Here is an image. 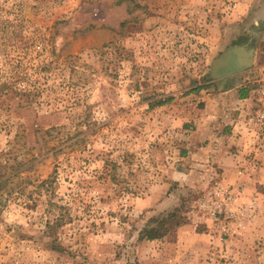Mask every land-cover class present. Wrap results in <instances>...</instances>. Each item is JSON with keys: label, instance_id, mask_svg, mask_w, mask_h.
Masks as SVG:
<instances>
[{"label": "rangeland", "instance_id": "rangeland-1", "mask_svg": "<svg viewBox=\"0 0 264 264\" xmlns=\"http://www.w3.org/2000/svg\"><path fill=\"white\" fill-rule=\"evenodd\" d=\"M250 38L264 0H0V264H264V148L241 125L248 165L193 158L212 62Z\"/></svg>", "mask_w": 264, "mask_h": 264}, {"label": "crops", "instance_id": "crops-1", "mask_svg": "<svg viewBox=\"0 0 264 264\" xmlns=\"http://www.w3.org/2000/svg\"><path fill=\"white\" fill-rule=\"evenodd\" d=\"M253 41V38H250L249 44H236L233 41V44L222 51L224 53L236 46L245 47V52L240 51L238 54H233L239 60L236 68L239 67L241 70L239 69L238 72L235 68L231 71L229 67L224 66L216 73L221 76H217L210 69L213 84L220 88L215 100L217 103L213 102V106L208 103L201 118L196 120L198 143L193 158L200 161V158L203 157L202 161L207 162L223 178L230 175L232 171L234 172L238 166L248 165L244 156L248 151L254 150V148L246 150L242 146L243 136L248 135L240 128L241 118H244L254 108V92L246 85L250 84V81L246 83L247 80L241 77L246 73L249 80L255 78L256 68L254 66L259 63L262 56V46H251ZM250 49L255 50L254 57L252 65L246 68L244 64L249 61L248 51ZM253 70L255 71L253 72ZM250 161L255 162L251 159Z\"/></svg>", "mask_w": 264, "mask_h": 264}, {"label": "built area", "instance_id": "built-area-1", "mask_svg": "<svg viewBox=\"0 0 264 264\" xmlns=\"http://www.w3.org/2000/svg\"><path fill=\"white\" fill-rule=\"evenodd\" d=\"M255 68L256 77L252 81L255 105L249 114L241 118V125L248 134L252 133L251 144L253 146L259 144V147L264 148L259 143L264 140V42L262 56ZM236 198V194L230 188L220 187L215 190L214 195L200 205L201 210L206 212L204 216L209 214L215 220L221 240L229 231V223L236 217L237 208H234Z\"/></svg>", "mask_w": 264, "mask_h": 264}, {"label": "trees", "instance_id": "trees-1", "mask_svg": "<svg viewBox=\"0 0 264 264\" xmlns=\"http://www.w3.org/2000/svg\"><path fill=\"white\" fill-rule=\"evenodd\" d=\"M19 80H20V78H17L16 79V83L3 82L2 84H0V93H4L5 91L8 92L9 89H12V87H11L12 85L18 84L17 82ZM13 90H19V89L14 86ZM24 93L28 94L26 92H24ZM2 183L4 184V182H1V184ZM45 183H46V181H45ZM61 222H62V220L60 218H58L56 220V224H58V225ZM168 223H174L175 226H180L181 225V221L177 220V214L175 212L168 213L160 221L161 227L157 226V227H152V228H146L145 230H143L140 233L139 240L140 239L142 240L144 238H146L147 240H155V239H160V238L164 237L167 234V232L169 231V228L166 227V225H168ZM54 247L55 248H58V247L61 248V246L59 244L55 245Z\"/></svg>", "mask_w": 264, "mask_h": 264}, {"label": "water", "instance_id": "water-1", "mask_svg": "<svg viewBox=\"0 0 264 264\" xmlns=\"http://www.w3.org/2000/svg\"><path fill=\"white\" fill-rule=\"evenodd\" d=\"M246 48L243 47V46H236L234 48H230L228 49L227 51H225L221 56L215 58L212 62V65H211V70L212 72L217 75V76H221V74H216L218 70H220L224 65L226 66V64L228 63L229 59L231 58V55L233 53H239L240 51H244L245 52ZM254 52L255 50L254 49H250L248 51V56H249V61L244 64V66L246 68H249L252 64V59L254 57ZM243 65V64H242ZM240 68L237 67L236 70L239 72Z\"/></svg>", "mask_w": 264, "mask_h": 264}, {"label": "flooded vegetation", "instance_id": "flooded-vegetation-1", "mask_svg": "<svg viewBox=\"0 0 264 264\" xmlns=\"http://www.w3.org/2000/svg\"><path fill=\"white\" fill-rule=\"evenodd\" d=\"M245 44H249V42L245 43ZM223 54V53H222ZM220 54V56L222 55ZM233 54H238V53H233ZM233 54L231 55L232 58L229 59L228 63L226 64L227 67H229V69L232 71V69L236 68V65L238 64L239 60L237 57L233 56ZM219 57V56H218ZM225 66V65H224ZM223 66V67H224Z\"/></svg>", "mask_w": 264, "mask_h": 264}]
</instances>
